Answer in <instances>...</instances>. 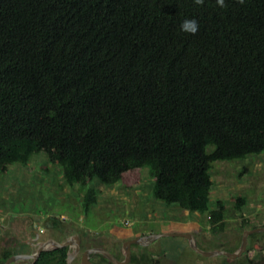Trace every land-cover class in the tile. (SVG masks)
Here are the masks:
<instances>
[{
    "label": "trees",
    "instance_id": "trees-1",
    "mask_svg": "<svg viewBox=\"0 0 264 264\" xmlns=\"http://www.w3.org/2000/svg\"><path fill=\"white\" fill-rule=\"evenodd\" d=\"M41 152L88 187L84 211L95 180L130 186L147 168L156 199L224 231L214 164L264 153V0H0V179Z\"/></svg>",
    "mask_w": 264,
    "mask_h": 264
},
{
    "label": "rangeland",
    "instance_id": "rangeland-1",
    "mask_svg": "<svg viewBox=\"0 0 264 264\" xmlns=\"http://www.w3.org/2000/svg\"><path fill=\"white\" fill-rule=\"evenodd\" d=\"M212 176V207L217 200L227 207L225 230L217 233L212 232L209 213L189 212L156 199L147 168L133 177L130 186L108 187L95 180L89 188L100 191L98 202L84 211L88 187L83 192L80 185H67L62 168L52 165L44 152L36 154L28 166L16 164L0 179V264L6 252L34 255L41 242L61 243L75 235L88 241L72 264H81L87 247L105 248L122 262L127 258L125 244L142 238L150 242L135 245L133 250L145 258L132 256L128 264H264V233L250 235L247 250L235 259L203 256L186 238L170 236L190 234L205 252L233 253L240 249L245 232L264 227V153L241 161L217 162ZM237 197L248 201L242 212L235 209Z\"/></svg>",
    "mask_w": 264,
    "mask_h": 264
},
{
    "label": "water",
    "instance_id": "water-1",
    "mask_svg": "<svg viewBox=\"0 0 264 264\" xmlns=\"http://www.w3.org/2000/svg\"><path fill=\"white\" fill-rule=\"evenodd\" d=\"M256 233H264V227H258L256 229L249 230V231L245 232L240 249L238 251L233 252V253H229V252L224 251V250H217L214 252H205L199 247L194 236L190 235V234H174V235L172 234L170 236H181V237L186 238L189 241L190 247L194 251L198 252L199 254H201L203 256L214 257V256H218V255H226L231 259H235L237 257H240L247 250L250 235L256 234ZM147 242H150L149 239H143L142 238V239H136V240H133V241L126 243L124 249H125V256L127 258H125V260L122 262L119 261L110 252H108L105 248H94V249L86 251V253L83 255V260H84L83 263L89 264L88 263L89 254L95 253V254H101V255L105 256L113 264H128L132 258L131 246L132 245H140L142 243H147ZM39 245H40V248L38 249L37 253H34V255H25V254L14 255L11 258H9L5 262V264H19L18 263L19 260H24V261L34 260L33 264H35V261H37V259H39V257L41 256V254L43 252L64 248V247H67L69 244L68 243H60L56 240H48L45 242H41ZM48 247H51V248L48 249ZM75 247H76V249L73 252H71L69 255H67L68 256L67 264H72L76 255H78L80 252V244L77 243ZM90 264H92V263H90Z\"/></svg>",
    "mask_w": 264,
    "mask_h": 264
},
{
    "label": "flooded vegetation",
    "instance_id": "flooded-vegetation-1",
    "mask_svg": "<svg viewBox=\"0 0 264 264\" xmlns=\"http://www.w3.org/2000/svg\"><path fill=\"white\" fill-rule=\"evenodd\" d=\"M59 227V226H58ZM59 231H60V233L63 235H66V233H65V229H62L61 227H59V229H58ZM35 232V235H37V237H38V232L35 230L34 231ZM66 237V236H65ZM88 241V240H87ZM86 240H83V239H81L78 235H75V236H69V237H67V238H65L64 240H63V242H61V243H68L69 245L67 246V247H64V248H67L68 249V255L71 253V252H73L74 251V249L72 248V247H74V246H76V244L77 243H79L80 244V252H79V254L78 255H80V253H81V250H82V248L83 247H85V242H87ZM90 241V240H89ZM39 245V244H38ZM74 245V246H73ZM134 246L135 245H132L131 246V253H132V256L133 257H138L139 259H144L145 258V255L144 254H142L140 251H138V252H134V250H133V248H134ZM64 248H60V249H64ZM75 249H76V247H75ZM91 249H94V247H87V248H84V251H83V254H82V257H81V264H84L83 263V255L86 253V251H88V250H91ZM123 251L125 252V249H123ZM78 255H76V257H75V259L78 257ZM117 259H118V257H117V254L116 255H114ZM67 259H68V257H67ZM75 259H74V261H75ZM27 261H30V263L31 264H33L34 263V260H27ZM38 262V259H37V261H35V264ZM88 263L90 264V263H92V264H113L110 260H108L105 256H103V255H101V254H95V253H91V254H89V257H88Z\"/></svg>",
    "mask_w": 264,
    "mask_h": 264
},
{
    "label": "clouds",
    "instance_id": "clouds-1",
    "mask_svg": "<svg viewBox=\"0 0 264 264\" xmlns=\"http://www.w3.org/2000/svg\"><path fill=\"white\" fill-rule=\"evenodd\" d=\"M216 5L220 8H226L227 7V0H215ZM245 0H239L240 4H244ZM193 3L195 5H203L205 3V0H193ZM199 22L195 18H185L181 24L179 30L186 34H196L199 30Z\"/></svg>",
    "mask_w": 264,
    "mask_h": 264
}]
</instances>
